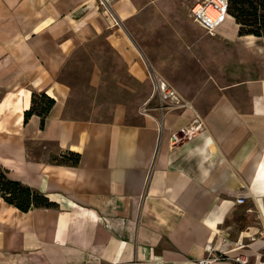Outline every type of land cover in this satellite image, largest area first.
<instances>
[{"label":"crops","instance_id":"crops-1","mask_svg":"<svg viewBox=\"0 0 264 264\" xmlns=\"http://www.w3.org/2000/svg\"><path fill=\"white\" fill-rule=\"evenodd\" d=\"M114 1L0 0V168L55 204L22 211L0 193V264H229L240 253L264 264V37L236 33L252 39L253 76L207 104L161 108L156 85L175 87L155 76L138 107L120 98L107 115L72 113L64 69L87 34L121 27ZM108 40L146 80L127 39ZM102 70L91 65L93 88H108ZM33 92L54 99L43 124L36 113L24 120ZM68 151L77 164L61 161Z\"/></svg>","mask_w":264,"mask_h":264},{"label":"rangeland","instance_id":"rangeland-1","mask_svg":"<svg viewBox=\"0 0 264 264\" xmlns=\"http://www.w3.org/2000/svg\"><path fill=\"white\" fill-rule=\"evenodd\" d=\"M196 1H114L116 7L119 4L124 10L121 27L87 34L64 69L63 76L73 92L71 112L98 110L107 115L109 103L120 98H126L130 107H138L137 102L150 95L155 76L173 85L191 104L193 100L207 104L224 87L253 76V55L250 57L244 49L252 39L236 35L239 24L231 14L232 20L226 18L213 34L197 26L190 15ZM234 28L236 32L231 37L228 33ZM111 31L126 38L127 47L145 61L149 74L146 80L139 82L127 73L121 53L108 40ZM94 62L103 69V85L108 88H93L89 84ZM122 84L132 88H116ZM230 93L238 101L244 99L242 92Z\"/></svg>","mask_w":264,"mask_h":264},{"label":"trees","instance_id":"trees-1","mask_svg":"<svg viewBox=\"0 0 264 264\" xmlns=\"http://www.w3.org/2000/svg\"><path fill=\"white\" fill-rule=\"evenodd\" d=\"M228 14H231L236 23L239 24L238 34L264 37V0H228ZM54 103V99L45 92H33L31 105L24 111V120L34 113L40 115L41 123L49 109ZM80 155L68 151L63 154L61 161L64 163L77 164ZM0 193L3 198L20 210L27 211L34 207H54V202L50 201L43 193L25 185L17 180L7 177L4 170L0 168Z\"/></svg>","mask_w":264,"mask_h":264},{"label":"built area","instance_id":"built-area-1","mask_svg":"<svg viewBox=\"0 0 264 264\" xmlns=\"http://www.w3.org/2000/svg\"><path fill=\"white\" fill-rule=\"evenodd\" d=\"M101 4L109 5L111 0H100ZM215 11L216 16L212 18L208 12ZM190 13L193 17V20L198 23L204 30L210 34H213L218 27L226 20L228 15V0H197L190 8ZM153 80V79H152ZM156 92L158 93V97L160 100L159 106L161 108L167 107H185L191 106V103L185 99H183L177 91L170 86L166 82H158L156 85ZM145 103L140 111L142 113H147L148 106ZM202 128L201 123L195 124L192 128H181L172 134V138L174 140H178L183 138L195 130H199ZM179 134V135H178ZM245 198L243 196H239L236 198L237 203H243ZM208 251L212 252L211 246H207ZM220 259V256L214 255L211 258H203L201 261L202 264H208L212 260ZM229 264H251L249 262V257L245 254H237L230 257Z\"/></svg>","mask_w":264,"mask_h":264},{"label":"water","instance_id":"water-1","mask_svg":"<svg viewBox=\"0 0 264 264\" xmlns=\"http://www.w3.org/2000/svg\"><path fill=\"white\" fill-rule=\"evenodd\" d=\"M87 6L79 7L72 15L73 17H79L86 10Z\"/></svg>","mask_w":264,"mask_h":264},{"label":"bare ground","instance_id":"bare-ground-1","mask_svg":"<svg viewBox=\"0 0 264 264\" xmlns=\"http://www.w3.org/2000/svg\"><path fill=\"white\" fill-rule=\"evenodd\" d=\"M208 14L212 17V18H214L215 16H216V12L215 11H210V12H208ZM228 16V15H227Z\"/></svg>","mask_w":264,"mask_h":264}]
</instances>
